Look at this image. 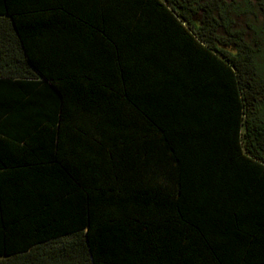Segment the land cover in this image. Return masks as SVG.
<instances>
[{"label": "trees", "instance_id": "16d2710c", "mask_svg": "<svg viewBox=\"0 0 264 264\" xmlns=\"http://www.w3.org/2000/svg\"><path fill=\"white\" fill-rule=\"evenodd\" d=\"M0 264H264V0H0Z\"/></svg>", "mask_w": 264, "mask_h": 264}, {"label": "rangeland", "instance_id": "374dc122", "mask_svg": "<svg viewBox=\"0 0 264 264\" xmlns=\"http://www.w3.org/2000/svg\"><path fill=\"white\" fill-rule=\"evenodd\" d=\"M261 67H263V66L261 65Z\"/></svg>", "mask_w": 264, "mask_h": 264}]
</instances>
